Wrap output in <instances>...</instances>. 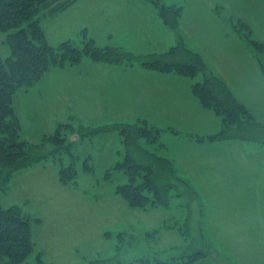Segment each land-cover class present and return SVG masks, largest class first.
Instances as JSON below:
<instances>
[{
	"label": "rangeland",
	"instance_id": "1",
	"mask_svg": "<svg viewBox=\"0 0 264 264\" xmlns=\"http://www.w3.org/2000/svg\"><path fill=\"white\" fill-rule=\"evenodd\" d=\"M162 1L184 9L180 19L185 40L208 53L209 63L217 70L227 67L228 52L238 55L237 41L246 47L233 26L237 27L239 18L252 16L244 12L245 0ZM128 2L74 0L58 12L41 13L40 24L53 46L69 40L82 47L91 40L99 46L112 45L139 54L168 49L169 38L152 27L156 18L161 21L157 8L146 1L153 9L137 11L126 6ZM256 2L264 5V0ZM218 5L220 12L215 8ZM240 29L246 32L244 27ZM5 36L6 32H0L2 57L10 55ZM108 37L114 39L113 44L106 43ZM78 63L66 60L51 67L33 86L20 88L13 95V107L22 123L21 138L41 142L54 132L58 122L65 123L61 130L71 144L66 139L63 146L76 157L77 170L73 180L62 183L57 170L67 166L70 157L58 153L61 159L52 156L38 160L32 164L35 170L19 172L0 193L2 206L19 204L31 218L35 249L23 264H37V254L43 264H87L92 259L103 260L96 264H130L137 263L134 260L138 258L174 259L183 264H264V124L257 121L264 120L263 115L255 114L259 124L231 129L238 135L244 133L250 141L225 138L188 145L177 141L180 133L168 126L161 128L167 136L161 132L158 140L140 137L133 154L142 163L143 174L167 184L168 201L166 205L131 207L115 191L117 185L127 182L126 174L114 169L117 161H124L126 151L119 133L111 129L95 134L93 130L119 123L136 125L144 120L149 126L158 125L133 116L132 91L125 86L118 88L119 80L123 85L133 80L130 70L105 71L89 58ZM199 80L201 74L192 79ZM87 81L99 90L103 119L112 121H90L74 115L63 119L68 104L62 102L71 99L73 103V88L85 87ZM148 84L146 80L145 87H167L165 81ZM237 88L259 113L263 111V89ZM205 123L206 132L212 133H193L191 139L198 142L195 136L206 138L222 127L220 118L213 121L205 117ZM51 149L52 143L36 148L35 153ZM83 159L92 170H83Z\"/></svg>",
	"mask_w": 264,
	"mask_h": 264
},
{
	"label": "trees",
	"instance_id": "2",
	"mask_svg": "<svg viewBox=\"0 0 264 264\" xmlns=\"http://www.w3.org/2000/svg\"><path fill=\"white\" fill-rule=\"evenodd\" d=\"M73 1L0 0V32H6L5 42L10 47L9 56H0V193L9 188L10 180L16 171L47 157L61 159L64 154L70 157L69 164L61 166L58 170V177L62 183H69L77 173L76 157L72 158L73 154L65 149L66 145L63 146L67 138L64 137L61 127L65 123L58 122L53 133L46 135L41 142L31 143L21 138L22 123L13 107V95L18 89L33 86L51 67L62 65L66 60L75 64L87 57L94 62L109 64L137 63L152 71L173 73L188 78L201 74L202 80L193 82L190 85V92L202 107L220 117L222 127L206 138L195 137L199 141H216L225 138L250 140L244 133L238 135L231 129H240L239 126L244 128L245 124L259 123L245 104L237 99L226 82L211 72L203 56L186 46L179 30L181 6L167 5L162 0H146L157 8L162 23L176 33V43L163 51L139 54L112 45L99 46L91 40L85 41L82 47L75 46L69 40L63 41L58 46L49 44L40 24L41 13L58 12ZM215 8L220 12L219 5ZM227 19L232 21L229 17ZM237 22V27L233 24L234 29L250 50L264 77V41L252 38L248 25L242 19L239 18ZM241 27L245 28V33L241 31ZM120 124H111L93 130L95 134L101 130H117L126 150L124 161H117L114 165V169L122 170L127 176L126 183L116 186V193L131 207L144 208L148 203L166 205L167 184L143 174V165L133 154L134 148L137 147L135 144L140 137L158 140L162 129L147 125L146 120L136 125ZM66 142L70 146L68 139ZM51 143L54 149L42 154L35 153L36 148ZM58 146L64 149H58ZM58 153L62 155L58 156ZM82 168L85 171L93 169L84 159ZM109 173L110 171L106 172V175ZM149 192L152 194L149 195ZM34 249L31 218L24 213L19 204L14 203L4 207L0 202V264H23ZM134 261L139 264H183L174 259L166 262L138 258ZM96 262L100 263L103 260L92 259L87 261V264H96ZM36 263L43 264L38 254Z\"/></svg>",
	"mask_w": 264,
	"mask_h": 264
},
{
	"label": "crops",
	"instance_id": "3",
	"mask_svg": "<svg viewBox=\"0 0 264 264\" xmlns=\"http://www.w3.org/2000/svg\"><path fill=\"white\" fill-rule=\"evenodd\" d=\"M129 4L126 6H132L137 11H146L147 8H150L151 5L143 0H129ZM153 9V7H151ZM184 8V7H183ZM244 12L250 13V18L245 16L242 17L243 21L248 25L250 29V33L252 38L264 41V5L259 4L256 0H245L244 1ZM213 11V9H212ZM184 9L182 10V14ZM182 18V16H181ZM137 20H139L137 18ZM152 25L159 30H162L165 38H169V42L166 45L168 48L173 44V39H175L176 43V33L171 29L167 28L160 19H157ZM153 21V20H152ZM183 21L180 19V33L183 37V40L186 46L192 50L199 52L213 73L217 74L221 79H223L228 87L232 90L238 100L245 104V106L250 110V112L256 117L255 114L263 115L264 119V100H261V108L263 111L260 113L258 112L259 109H255L253 103L251 104L247 97L244 95L242 90H239L237 87H244L245 89L248 87L263 89L264 90V77L260 71V68L251 54L250 50L247 47H244L239 41L237 44V52L234 54V51L228 52V64L225 69L217 70L216 66H213V63H209L208 60V53L202 52L200 48H197L195 45H188L187 40H185L184 34L182 31ZM139 24V23H138ZM151 31V29L148 28ZM171 30V31H168ZM150 31L147 33L144 32L145 36L150 34ZM110 36V32H108ZM174 35V38H173ZM109 44L114 43V39L108 37ZM240 40V39H239ZM105 43V44H106ZM165 47V46H163ZM203 47V46H201ZM166 49V48H162ZM159 51V50H156ZM215 53V52H214ZM218 54V53H217ZM83 60H87V58H82L80 62ZM79 62V63H80ZM78 63V64H79ZM95 63V62H94ZM101 67L100 69L105 71H115L116 69L124 68V70H130L133 74V80L129 83L122 84V82L118 81V88L122 89L124 86L127 87V91H132L133 94V105H131V109H134L133 116L135 117H145L148 118L150 121L158 125L159 128L162 127H172L174 130L180 134L176 135V140L180 141L181 143L185 142L188 145L193 143L201 145L204 144L205 141H195L191 139L189 134L198 133V134H209L212 132H206L208 127L205 123V117L212 118L213 121L218 119L219 116L213 113L209 115L206 109L200 105L198 100L191 94L190 92V85L193 83L192 79L183 77L180 75H176L173 73H163L152 71L149 69L144 68L140 64H133V65H125V64H109V63H98ZM94 68V67H93ZM93 73V72H92ZM93 77V76H91ZM147 78V79H146ZM148 80L149 84L152 85L155 81H165V85L167 87H145V81ZM91 82L87 81L85 87H74V102L72 103L71 99L69 102H62L64 104H68L65 110V119L67 116L74 115L79 117L80 119L89 118L90 121H112L110 119H103V114L100 113V106H101V98L99 90L97 91L96 88L91 87ZM90 86V87H89ZM129 87V89H128ZM134 90V92H133ZM66 94H70V91L64 90ZM69 97V95H68ZM80 99L79 102L77 100ZM81 102V103H80ZM83 102V104H82ZM190 103V104H188ZM85 105V106H84ZM77 108H81L82 112L79 113ZM87 109H91L87 111ZM205 110V111H204ZM209 112V111H208ZM127 119H115V120H128ZM256 120V118H255ZM261 124H264V120H257ZM221 124V120H220ZM164 129L162 130L163 133ZM166 135V132H164ZM163 133V134H164ZM174 134V133H173ZM167 136V135H166ZM165 136V137H166ZM238 139V138H232ZM193 140V141H192ZM242 141H250V140H243ZM35 165L29 166L27 168L19 169L14 173L11 179L21 172H30V170H35L37 167ZM45 167V165H43ZM58 171V170H57ZM58 173V172H57ZM1 200V197H0ZM130 264H137V263H130Z\"/></svg>",
	"mask_w": 264,
	"mask_h": 264
}]
</instances>
